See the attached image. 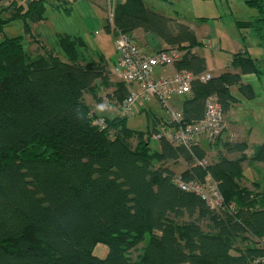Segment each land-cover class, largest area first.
Masks as SVG:
<instances>
[{
    "label": "trees",
    "instance_id": "obj_1",
    "mask_svg": "<svg viewBox=\"0 0 264 264\" xmlns=\"http://www.w3.org/2000/svg\"><path fill=\"white\" fill-rule=\"evenodd\" d=\"M246 2L257 15L237 19L236 26L252 31L264 49V0ZM26 3L14 14L32 35L29 22L43 20L45 3ZM5 22L0 18V33ZM113 22L115 29L109 20L104 26L113 37L116 29L130 36L136 30L152 34L183 51L174 63L177 71L207 72L205 57L193 51L199 44L195 31L143 0L116 2ZM55 39L66 60L45 45L26 52L22 35L0 41V264H264V189L243 183V163L264 162V143L248 156L247 144L228 134L195 146L193 153L162 138L154 151L149 136L159 124L146 137L129 129L120 113L127 83L119 79L105 97L118 105L112 118L98 116L86 102V94L102 100L97 80L109 85L103 55L98 60L90 55L78 34ZM233 61L243 73H263L247 51ZM234 85L247 98L255 96L252 85L230 71L193 81L182 123L201 120L212 95L228 112L238 99L230 90ZM100 118L105 127L97 124ZM218 143L217 160L197 164ZM179 161L188 166L177 174L171 164ZM208 175L218 182L225 207L212 209L175 183L178 176L204 183ZM144 242L133 260L130 252ZM99 244L108 246L105 257L94 253Z\"/></svg>",
    "mask_w": 264,
    "mask_h": 264
},
{
    "label": "rangeland",
    "instance_id": "obj_2",
    "mask_svg": "<svg viewBox=\"0 0 264 264\" xmlns=\"http://www.w3.org/2000/svg\"><path fill=\"white\" fill-rule=\"evenodd\" d=\"M26 1L0 0V18L6 21L0 33V41L6 37L22 35L26 52H32L31 50L38 44V41L33 39L42 38L49 48L54 50L61 59L66 60L64 52L56 44V34L54 33L56 31H64L67 33L83 34L85 37L83 39L90 46V50H93L89 54L97 60L103 55L113 72V58L118 54L114 37L110 34L106 36L91 33V30L94 32V29L102 28L107 23L109 19L108 0H93L92 8L98 21L95 20L94 15L86 7L81 5L80 0H44L43 20L37 23L28 21L33 36L25 32V20L23 17L15 16L14 14L15 8L20 6L26 7ZM115 1L118 2L120 0ZM143 1L145 6L156 12L193 27L197 42L199 43L196 47L197 51L205 57L209 72L217 74H222L226 71L238 73L241 75V83L247 82L252 84L255 92L253 98H247L239 89L234 90L235 87L237 88L236 85L231 87V93L240 100L237 99V101L234 100L231 103L227 117L240 122L237 123L240 128V131H238L240 135H235V139H239L240 141L246 140L247 147L245 152H254L259 144L264 143V49L258 46L252 31L247 29L240 31L237 28L236 20H249L257 15V11L249 7L246 0ZM242 34L246 36L245 41L242 40ZM133 39L135 41V38ZM99 42L105 44L103 45L105 48L104 54L101 51H97L101 50L99 49ZM242 51H247V54L260 62L262 66L261 71H263L261 76L255 72L243 73L241 67L235 64L233 61L234 56ZM149 99L152 100V106L157 112H163L164 107H162L158 99L152 96ZM85 100L89 105L93 101L89 94L85 95ZM147 104L148 102L145 103V105ZM170 105L174 109L177 107L172 100L170 101ZM233 105L235 106L234 109H232ZM232 110L234 111L233 113ZM95 113L98 116L110 118L116 116L114 112L110 111L108 113V111L101 109H96ZM151 119V116L145 109L138 108L133 115L127 117L126 123L129 129L143 132L147 137ZM231 133L234 134L233 132ZM219 144L207 147V159L209 163L217 160L218 147H221ZM150 147L154 151L159 150V141L150 140ZM187 166L184 161L171 164V167L175 169L177 174ZM244 175L247 180H250L252 188H254L253 185H258L264 189V163L260 162L252 168L245 165ZM107 252L108 246L105 244H99L94 249V253L100 257H105ZM131 254L135 257L136 252H132Z\"/></svg>",
    "mask_w": 264,
    "mask_h": 264
},
{
    "label": "built area",
    "instance_id": "obj_3",
    "mask_svg": "<svg viewBox=\"0 0 264 264\" xmlns=\"http://www.w3.org/2000/svg\"><path fill=\"white\" fill-rule=\"evenodd\" d=\"M115 4V0H108V20L114 29ZM114 40L118 52L115 73L129 86V94L120 105L121 115L127 117L133 115L149 97L153 96L160 101L170 117L168 122H163L155 128L149 136L150 140L159 141L166 138L173 144L184 146L193 153L195 146L203 142L214 143L220 136L227 134L226 116L217 96L212 95L206 100L204 117L190 124H183L182 111H177L170 105L174 96H185L191 93L193 81L207 82L215 75L210 72L196 75L186 70H176L173 74L157 79L154 77V71L157 68L173 66L175 61L182 57L183 51L178 48H167L154 53H144L132 36L119 29L115 31ZM97 124L105 127L104 119H98ZM197 164L207 167L209 162L208 159H203L197 160ZM175 183L182 190L202 197L212 209L225 207L218 182L211 175L207 176L204 183L196 180L186 181L179 176L175 178ZM228 208L234 210L235 206L229 205ZM261 260L264 262V257Z\"/></svg>",
    "mask_w": 264,
    "mask_h": 264
},
{
    "label": "crops",
    "instance_id": "obj_4",
    "mask_svg": "<svg viewBox=\"0 0 264 264\" xmlns=\"http://www.w3.org/2000/svg\"><path fill=\"white\" fill-rule=\"evenodd\" d=\"M121 2H124L125 0H120ZM81 2V5H83V7H86L89 12H91L92 15H94L95 17V20L96 19V16H95V13H94V10H93V0H80ZM98 21V20H97ZM105 26V25H104ZM192 29L193 27L190 26ZM92 29V28H91ZM194 30V29H193ZM64 33H67V32H59V31H56L54 34L58 35V34H64ZM70 34H74V33H71L69 32ZM91 33L92 34H98V35H108V33L105 31L104 27L102 28H96L94 29V32H92L91 30ZM33 35V33H32ZM82 37L83 34H78ZM111 35V34H110ZM132 37L135 38V43L137 44V46L139 47V49L144 52V53H154L158 50H162V49H167L168 46L159 38L155 37L154 35L152 34H146V33H143L142 31L140 30H136L133 32L132 34ZM85 38V37H84ZM33 40H36L38 41V44L36 45L35 48H33L31 51L33 53H37L36 51L38 50L39 48V44L40 45H45L48 49H50L47 44L45 42H43L42 38H35ZM134 40V39H133ZM86 42V41H85ZM103 45H105L104 43L102 42H99V49L101 50H97V51H101L103 54L105 53V48L103 47ZM94 50H96L95 48H93ZM98 49V48H97ZM87 50H88V53H91L93 52V50H90V46L87 45ZM42 51V50H41ZM194 52H197V48H194L193 50ZM40 52V51H39ZM243 52V51H242ZM41 53V52H40ZM91 55V54H90ZM201 55V54H200ZM118 61V54L117 56H115L113 58V62H114V66H113V72L111 71V68L109 67V71H110V82H109V85H102V81L99 79L96 81L99 89H98V96L102 98L101 101H96L93 99L92 97V103L90 104L93 108L94 111H96V109H101V110H105V111H108V113L111 111V112H114L116 113V115L119 113V110H118V105H116L115 103H110L108 104L107 100H106V95L108 93H112L114 90H115V86H114V83H116L117 81H119V78L118 76L116 75L115 73V66H116V63ZM176 71V68L175 66H167L165 68H157L155 71H154V77L155 78H160L164 75H167V74H173L174 72ZM207 72L208 71V67H207ZM211 73V72H210ZM213 75H220L219 73H212ZM244 84H250V83H244ZM252 85V84H251ZM253 87V86H252ZM239 89L238 86L237 88L235 87L234 90H237ZM153 97V96H152ZM151 98V97H150ZM156 98V97H155ZM184 98L185 96H179V95H176L174 96L171 100L174 102V104L177 106L175 107V110L177 111H182V108H183V102H184ZM157 99V98H156ZM238 100H240L238 98ZM158 101V100H157ZM237 101V100H236ZM147 105H145V103H147ZM160 102V101H159ZM242 102V100H241ZM153 105V102L152 100H150L149 98L143 103V105L139 108H143L145 109L149 115L151 116V122L149 123V127L151 129H153V126H154V123H157L158 124H161L163 122H167L170 120V117L169 115H167L166 112H164V109H163V112H157V110H155V108L152 106ZM150 107V108H149ZM163 107V106H162ZM235 106L233 105L232 109H234ZM230 110H228V112L225 113V116H226V121H227V134L229 136L232 137V139L236 142H247L246 140H242L240 141L239 139H235V135H240L238 133V131H240V128L238 126L237 123H240L238 120H232L231 118H228L227 117V114L229 113ZM234 111L232 110V113ZM231 124V125H230ZM237 125V127H235ZM231 126V127H230ZM232 129V130H231ZM231 132H233L234 134H232ZM260 145V144H259ZM258 145V146H259ZM206 147V146H205ZM222 147V146H221ZM256 147V146H255ZM250 151V150H249ZM208 153V152H207ZM252 154V152H247V155L250 156ZM241 155L240 152L238 153H232V154H229V157L230 158H236V157H239ZM258 163L260 162H251L249 163L248 161H245L243 163V169L245 168V165H247L248 167L252 168L253 166L257 165ZM261 163H264V162H261ZM243 183L245 185H247L248 187L252 188L251 187V183H250V180H247V179H244L243 180ZM145 246V242L140 244L136 249H133L131 252H130V257H133V260H136L138 259V256L142 253L143 251V248ZM132 252H136L135 254V257L132 256L133 254H131ZM178 264H190V263H178Z\"/></svg>",
    "mask_w": 264,
    "mask_h": 264
}]
</instances>
